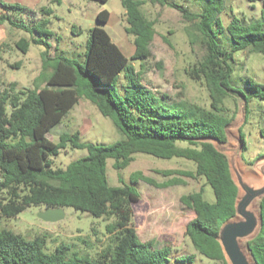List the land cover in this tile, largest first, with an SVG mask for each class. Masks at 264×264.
I'll return each instance as SVG.
<instances>
[{
	"label": "trees",
	"instance_id": "obj_1",
	"mask_svg": "<svg viewBox=\"0 0 264 264\" xmlns=\"http://www.w3.org/2000/svg\"><path fill=\"white\" fill-rule=\"evenodd\" d=\"M120 1L128 24L126 31L134 36L130 59L145 60L151 56L153 21L141 12L142 0ZM157 1L180 11L184 21L191 23L201 37L205 53L186 73L204 83L209 107L190 104L177 108L165 104L141 82V71L102 27L89 30L83 62L61 53L49 55L45 40L32 39L46 46L40 54L41 72L31 86L9 81L0 90V216L12 217L31 205H41L72 207L113 220L106 225L107 242L97 257L75 253L67 256L69 245L64 243L46 251L45 239L40 235L25 238L10 229H0V264H166L171 247L153 248L151 242L139 239L132 203L140 198L134 186L138 181L159 188L182 184L183 179L175 175L201 176L211 186L213 202L203 198L202 188L180 196L181 203L195 213L186 223L184 234L196 251L228 264L218 232L235 215L238 187L226 155L210 139L227 142L226 126L234 115H227L224 100L237 91L228 82L232 72L230 60L237 50L264 54V16L242 24L234 17L223 27L218 16L223 0H207L200 12H190L168 0ZM260 1L264 5V0ZM44 11L49 13V9ZM108 18L106 9L96 14L99 22ZM5 20L27 28L0 13V24ZM41 21L46 25V20ZM215 27L228 32L231 49L222 48L216 41ZM15 44L22 52L28 49V40L23 37ZM2 52L0 49V58ZM11 65L19 66L20 62ZM260 86L264 89V85ZM81 97L109 117L124 138L111 143H90L81 141L75 131L62 132L57 142L52 141L47 133ZM242 97L246 118L247 98ZM241 129L238 132L243 152L246 145ZM260 132L263 134L264 128ZM67 146L86 149V154L64 167L53 166V156ZM137 152L162 158L183 157L193 161L195 168L158 170L163 176H170L161 182L136 170L129 174V182L118 175L120 184L110 185L106 160L112 158V167L121 170ZM258 213L259 228L246 241V247L256 264H264V195L258 201ZM175 259L192 260L193 254Z\"/></svg>",
	"mask_w": 264,
	"mask_h": 264
},
{
	"label": "rangeland",
	"instance_id": "obj_2",
	"mask_svg": "<svg viewBox=\"0 0 264 264\" xmlns=\"http://www.w3.org/2000/svg\"><path fill=\"white\" fill-rule=\"evenodd\" d=\"M142 1L141 12L154 24L150 42L151 56L145 60L130 59L134 50V36L126 31L128 24L120 0H0V13L27 26L24 29L5 20L4 26L0 28L4 36L0 58V90L9 81H16L21 86H31L33 79L41 72L40 54L46 50V46L34 43L32 39L45 40L49 44V55L61 53L83 62L89 30L98 26L107 31L129 62L141 71V82L165 104L177 108L197 104L208 108L210 99L206 86L202 81L191 79L186 73V69L205 53L200 35L191 23L184 21L177 9L157 0ZM168 2L184 6L190 12H200L207 0ZM45 9H49V13ZM102 9L109 12L106 22L96 19V14ZM262 15L264 16V5L260 0H223L218 14L223 27L234 17L242 24L261 19ZM41 19L47 21L46 25H42ZM213 31L219 45L227 50L231 49L232 42L228 32L216 27ZM21 37L28 40L26 52H22L15 44ZM232 57V72L228 82L237 91L225 98L224 105L227 115L233 114L234 118L226 127L227 142L220 143L216 139L210 141L226 155L236 183L238 177L247 181L245 173L252 172L260 176V186L264 184V168L257 169L256 165L263 163L264 167V133L260 132L264 128V89L260 86L264 85V54L237 50ZM15 62H20V65H11ZM242 95L247 98L246 118ZM239 127L242 128L246 145L243 152L240 149ZM75 131L79 132L83 142L111 143L124 138L110 118L102 115L96 105L84 97L51 127L47 136L57 142L62 132ZM85 154L86 149L67 146L53 156V166L64 167ZM113 161L112 158L106 160V174L110 185L120 184L118 175L123 181L129 182V174L136 170L161 182L170 176H163L158 170L195 168L193 161L183 157L162 158L141 152L135 153L130 164L121 170L112 167ZM175 176L182 178L183 183L163 188L143 181L134 184L140 194L139 200L132 203L133 224L139 239L151 242L153 248L169 245L171 251L166 264H221L196 251L184 234L186 223L195 213L181 203L180 196L202 188L203 198L213 202L211 186L201 176ZM242 194L243 191L239 188V196ZM44 209L41 205H31L12 217L0 216V229H10L25 238L40 235L45 239L46 251H52L57 245L64 243L69 245L67 256L74 253L92 257L100 255L107 242L106 225L113 220L112 217H96L72 207H64L62 217L46 220L40 216ZM252 209L258 211V200L252 204ZM238 218L236 215L233 220ZM242 245L247 251L246 240L242 241ZM189 254H193L192 260L175 259Z\"/></svg>",
	"mask_w": 264,
	"mask_h": 264
},
{
	"label": "water",
	"instance_id": "obj_3",
	"mask_svg": "<svg viewBox=\"0 0 264 264\" xmlns=\"http://www.w3.org/2000/svg\"><path fill=\"white\" fill-rule=\"evenodd\" d=\"M240 149H242L241 139ZM261 165L262 167H260ZM256 168L260 170L263 169V163H258V166L256 165ZM246 180L249 182L241 180L240 177H238L237 183L234 180L235 184L238 187L234 216L238 215L239 218L233 220V216L229 220L225 221L221 225L218 232V241L228 264H256L253 261L248 249L247 252L243 247L242 241H247L248 239L252 238L259 228L260 216L258 211L255 212L252 209V204L256 200L259 201L261 196L264 195V184L260 186L258 185L261 180L259 182H253L249 179ZM239 188H241L243 191V194L240 196ZM40 216L46 220L60 218L63 216V208H45L43 212L40 213Z\"/></svg>",
	"mask_w": 264,
	"mask_h": 264
},
{
	"label": "bare ground",
	"instance_id": "obj_4",
	"mask_svg": "<svg viewBox=\"0 0 264 264\" xmlns=\"http://www.w3.org/2000/svg\"><path fill=\"white\" fill-rule=\"evenodd\" d=\"M245 179H249V180H251V181H257V182H259L260 181V176L259 175H257V174H254V173H252V172H246L245 173Z\"/></svg>",
	"mask_w": 264,
	"mask_h": 264
},
{
	"label": "crops",
	"instance_id": "obj_5",
	"mask_svg": "<svg viewBox=\"0 0 264 264\" xmlns=\"http://www.w3.org/2000/svg\"><path fill=\"white\" fill-rule=\"evenodd\" d=\"M2 26H4L3 23L0 24V28H1ZM3 38H4V36H3V35L1 34V32H0V44H1V43L4 44V40H3ZM1 47H2V45L0 46V49H2Z\"/></svg>",
	"mask_w": 264,
	"mask_h": 264
}]
</instances>
